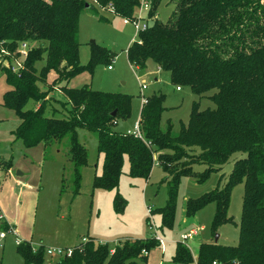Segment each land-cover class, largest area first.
Masks as SVG:
<instances>
[{"label": "trees", "instance_id": "16d2710c", "mask_svg": "<svg viewBox=\"0 0 264 264\" xmlns=\"http://www.w3.org/2000/svg\"><path fill=\"white\" fill-rule=\"evenodd\" d=\"M140 3L0 0V51L5 52L6 60L0 65V75H5L9 86L2 103L14 109L20 120L13 134L26 147L42 143L45 154L49 147H61L67 141L75 194L80 192L82 170L88 164V151L79 140L80 129L98 137V151L104 157L103 172L94 180L98 188H118L125 158L132 177L148 179L153 165H159L170 176L167 204L157 209L166 227L173 225L181 176L194 175L193 166L204 164L207 168L197 175L204 180L237 154L226 183L195 201L187 200L185 215L191 217L213 201L214 225L230 222L231 192L243 182L239 242L234 246L201 242L197 264H264V0H177L167 22L155 18L158 5L152 2V23L127 49L130 64L145 69L153 60L170 73L174 84L189 86L215 107L201 110L195 101L189 121L175 132L171 120L162 124L165 95H150L142 105L141 137H137L113 128L118 119L131 114V96L87 85L73 88L68 83L85 67L79 60L81 14L91 10L102 22L109 21L105 12L131 18ZM24 44L27 56L22 57ZM92 47L94 56L113 58L105 48L95 43ZM39 62H43L40 68ZM15 63L17 70L13 71ZM52 72L56 78L48 84ZM63 82L60 88L58 84ZM55 88L64 93L63 100L50 95ZM30 101L37 105L27 108ZM10 164L0 156V166ZM64 182L62 177L63 186ZM115 205L118 211L123 206L118 192ZM8 226L0 218V228ZM79 245L82 242L75 248ZM158 245L154 238L126 239L114 246L89 239L81 250L76 248L57 264H139L147 262L149 256L143 250L150 252ZM34 248L28 242L18 245L23 264H44V249ZM191 262V251L180 242L165 264Z\"/></svg>", "mask_w": 264, "mask_h": 264}, {"label": "rangeland", "instance_id": "374dc122", "mask_svg": "<svg viewBox=\"0 0 264 264\" xmlns=\"http://www.w3.org/2000/svg\"><path fill=\"white\" fill-rule=\"evenodd\" d=\"M158 5L155 18L167 22L176 9L177 0H147ZM158 2V4H157ZM108 22H102L91 10H85L79 22V60L85 66L68 83L69 87L89 86L93 90L123 93L131 96V114L116 121L113 128L118 132L133 131L138 125L144 98L153 94L165 95L166 120L174 123L177 132L181 123L189 121L195 101L200 109L215 107V104L195 94L189 86L177 85L171 81L168 71L158 68L153 60L145 69L131 65L127 49L137 40L132 23L109 12L103 13ZM147 16L149 13H144ZM150 19L148 23H152ZM93 43L105 48L113 58L99 57L92 53ZM5 52L0 51V65L5 64ZM43 62L37 63L40 68ZM112 68L109 69L108 65ZM56 74L50 73L46 83L52 84ZM146 85L143 89L142 85ZM65 82L58 84L61 88ZM9 89L5 75H0V154L11 160L8 168L0 166V218L13 232L6 231L0 244V264H23L18 244L31 243L44 249V264H57L63 258L49 255L51 248H70L82 241L93 239L96 243L114 246L126 239L146 240L158 235L162 244L151 249L147 262L139 264L169 263L176 246L182 242L197 264L201 242H218L234 246L239 242L240 222L244 200V184L237 183L231 192L229 216L231 221L214 225L216 204L211 201L200 207L191 217H186L187 200H197L215 188L222 187L230 173L237 154L232 155L221 167L212 171L204 180L198 179L207 166L195 164L194 175L180 178L176 199L175 216L171 227L163 226L162 214L157 209L165 207L168 200L170 176L159 165L154 164L148 179L129 175V161L125 158L123 172L117 189L105 190L94 185L96 175L103 172L104 157L98 151V137L94 132L80 129L79 140L88 151V164L82 170L80 192L72 188V164L68 159L67 141L61 147L53 145L44 153L43 145L26 147L16 139L13 131L19 125L14 109L4 105L3 95ZM212 93V92H210ZM50 95L64 99V93L57 88ZM37 105L30 101L27 108ZM65 178V185L62 184ZM72 185V186H71ZM63 187V190H62ZM122 197V208L116 209L115 196ZM153 209L151 214L148 210ZM201 228L200 233L184 242L181 235L191 229Z\"/></svg>", "mask_w": 264, "mask_h": 264}, {"label": "built area", "instance_id": "2783aa9c", "mask_svg": "<svg viewBox=\"0 0 264 264\" xmlns=\"http://www.w3.org/2000/svg\"><path fill=\"white\" fill-rule=\"evenodd\" d=\"M140 4H141L140 7L138 8V10L136 11V13L134 14L133 17L124 18V23H126V24L132 23L134 25L135 31H136V35H137V39L139 38V33L141 31H145L148 28V25H149L148 21L150 20L149 14L147 16H145L144 13H149V11L151 9V4L147 0H141ZM2 52H4V51H2ZM21 56L22 57L27 56V48H26L25 44L22 45ZM16 63L19 64V61H16ZM16 63L13 64V67H12L13 71L17 70V67H16L17 64ZM108 68L111 69L112 66L109 65ZM142 88L145 89L146 85L143 84ZM180 89L181 88L179 86H177V90H180ZM144 102H145V98L143 100V103ZM127 133L133 134V135H135L137 137H141V132H140V129H139V125H137L135 130H133V131L128 130ZM148 210H149V212H151L150 208H148ZM7 230L9 232H13V230L11 228H9V227L7 229H1L0 228V244H1V241L6 237V231ZM200 230H201V228L191 229L188 233H185V234L181 235V240L183 241V243L187 242L188 240L192 239L194 236H197L200 233ZM153 238L155 240L159 241V245L162 244V242H163L162 237H160L158 235H155V236H153ZM88 241H89V239L84 237L81 242L84 245ZM16 242L18 244H21L20 240H17ZM83 245L82 246L79 245L76 248L77 249L79 248L81 250ZM76 248H75V246L74 247H70V248H65V249H63V248H51V249L47 250V253L49 255H51V256L52 255H59V256L63 255V257H69V256H71L74 253ZM34 249H36V247ZM143 254L144 255H148L149 251L144 249L143 250ZM213 264H215V262Z\"/></svg>", "mask_w": 264, "mask_h": 264}, {"label": "crops", "instance_id": "0c3cea01", "mask_svg": "<svg viewBox=\"0 0 264 264\" xmlns=\"http://www.w3.org/2000/svg\"><path fill=\"white\" fill-rule=\"evenodd\" d=\"M158 68H159V67H158ZM180 90H181V89H180ZM139 119H140V116H139ZM138 123H139V120H138ZM127 131H128V130H127ZM41 144H42V143H41ZM42 145H43V144H42ZM43 147H44V146H43ZM43 150H44V148H43ZM44 153H45V151H44ZM0 156L3 157V155H1V154H0ZM5 160H6L7 162H9V161L11 162V160H7V159H5ZM10 166H11V164H10L8 167H10ZM2 167L8 168L7 166H2ZM0 216H1V215H0ZM195 229H196V228H195ZM193 239H194V238H193ZM79 243H80V242H79ZM79 243H78V244H79ZM76 245H77V244H76Z\"/></svg>", "mask_w": 264, "mask_h": 264}, {"label": "water", "instance_id": "95a60500", "mask_svg": "<svg viewBox=\"0 0 264 264\" xmlns=\"http://www.w3.org/2000/svg\"><path fill=\"white\" fill-rule=\"evenodd\" d=\"M115 115V112L113 113ZM215 242H218V235L215 237Z\"/></svg>", "mask_w": 264, "mask_h": 264}]
</instances>
